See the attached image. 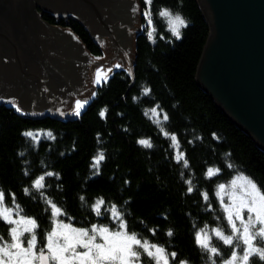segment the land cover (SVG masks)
I'll list each match as a JSON object with an SVG mask.
<instances>
[{"label":"trees","instance_id":"1","mask_svg":"<svg viewBox=\"0 0 264 264\" xmlns=\"http://www.w3.org/2000/svg\"><path fill=\"white\" fill-rule=\"evenodd\" d=\"M139 2L143 21L134 40V75L125 68L116 70L97 86L78 117H34L0 102V189L7 205H19L25 216L36 219L40 240L53 221L47 199L63 209L65 219L85 228L93 224L117 228L119 221L107 210L116 205L130 232L177 254L175 261L169 258L170 264H212V260L221 264L233 246L214 236L211 244L219 255L210 259L196 243V233L220 227L229 234L216 195L218 186L244 175L264 191V150L197 82V67L210 33L199 0H152L151 25L144 15L149 6L145 0ZM163 9L187 21L180 38L172 34L167 18L159 15ZM48 20L71 30L90 55L104 54L102 44L78 20ZM145 88L150 92L145 94ZM157 105L160 123L151 112ZM163 113L168 114L167 121ZM27 131L37 133L38 139L25 136ZM164 132L177 136L188 167L175 160L177 150ZM140 139H149L152 147L139 144ZM99 152L105 159L97 171L92 164ZM209 167L220 171L208 178ZM45 172L54 173L45 177L42 191L47 199L32 188ZM10 194L15 195V205ZM101 197L105 206L97 216L92 205ZM7 227L0 219V232L6 235ZM256 244L264 248L259 239ZM140 259L154 264L144 253ZM249 264H264V259L253 255Z\"/></svg>","mask_w":264,"mask_h":264},{"label":"water","instance_id":"2","mask_svg":"<svg viewBox=\"0 0 264 264\" xmlns=\"http://www.w3.org/2000/svg\"><path fill=\"white\" fill-rule=\"evenodd\" d=\"M67 1L52 0V3L63 12L70 5L66 4ZM132 1L135 12L129 22L131 41L122 45L104 35L102 56L90 55L69 30L88 55L86 62L83 61L85 75L80 89L62 94L45 83L43 77L55 72L56 66L60 65L58 59L62 52H55L60 42L57 41L59 36L55 35L66 31H57L60 27L46 21L40 20L39 24L37 19L42 13L35 9L32 0H0V102L12 104L23 114L34 117H78L74 114L75 102L87 101L82 113L101 84L95 83L98 69L103 74L111 68L108 79L122 68L134 75L132 59L135 35L141 29V6L139 0ZM199 2L210 33L197 67V82L218 107L264 150V0ZM47 11L49 9L45 7L42 10ZM96 11L99 15V10ZM53 12L52 15L62 18L57 13L60 11ZM74 17L101 42L95 36L92 22ZM68 44L74 48V43ZM74 51L71 49L72 55ZM116 64L121 67L115 68Z\"/></svg>","mask_w":264,"mask_h":264},{"label":"snow or ice","instance_id":"3","mask_svg":"<svg viewBox=\"0 0 264 264\" xmlns=\"http://www.w3.org/2000/svg\"><path fill=\"white\" fill-rule=\"evenodd\" d=\"M149 10L145 11L144 15L148 18L149 25L152 24L150 6L152 0H145ZM135 10V9H134ZM161 17H166L168 27L176 38H180L182 27L186 26L187 21L179 14H173L169 9H163L159 12ZM154 31H149L148 36L153 38ZM97 59H100L99 57ZM115 68H120V64H116ZM98 69L96 72L95 83H104L108 79V73ZM145 94L150 92V89H144ZM87 101L77 100L75 102L74 114L79 116ZM159 105L151 109L156 122L160 123L161 112L158 111ZM17 110H20L19 108ZM106 109L100 113L103 117L106 114ZM163 120L167 121L169 116L163 113ZM25 136L38 139L37 133L27 131ZM47 135L52 137V133ZM165 136H170L172 146L176 148L175 160L183 161L184 167H188V160L183 151L179 150V141L175 134L164 132ZM139 144L145 147H152L149 139H140ZM105 159L103 152H99L93 157L92 167L99 170L101 162ZM231 167V165H229ZM218 168L209 167L206 171V176L212 178L219 173ZM54 173L45 172L33 181L32 188L40 192L44 197L43 189L46 188L44 183L46 176H52ZM190 186L189 192L193 191L191 187L192 181H186ZM230 189L229 191H225ZM29 192V189H25ZM12 196L13 204L15 205V195ZM216 195L220 199V203L225 212V218L228 221V227L231 229V234H225L220 227L209 230L206 228L200 229L196 233V243L210 254V259L219 255V250L211 244L212 236L214 235L224 244L234 246L230 257L223 261V264H249L250 257L258 255L264 259V248L258 247L256 242H264V191L249 177L240 175L234 178L230 185L221 184L218 186ZM229 197V202L225 203L224 196ZM204 199H208L207 193H203ZM46 198V197H44ZM47 199V198H46ZM5 193L0 189V219H3L9 225H13L9 230L11 243L5 241L0 236V264H139L141 254H146L154 264H170V257L175 261L177 254L175 252L168 253L166 249L160 245L152 244L148 240L138 236L135 232L128 230L127 222L123 219V213L112 205L110 209L111 216L114 220L119 221L118 227L113 230L106 225L93 224L90 228H77L72 223H66L60 219L61 216H66L63 209L54 203L51 199H47L50 205L53 217L52 227L45 234L43 242L38 246L36 229L39 228L36 219L19 215L22 212L19 205L15 208H9L5 203ZM83 200V197H81ZM105 206L103 197L96 200L92 205L97 216L102 215V208ZM19 216V219L13 218V212ZM247 213V216H245ZM155 232V229L152 230ZM28 233L25 246L24 234ZM172 235V231L167 233ZM243 245V255L237 251ZM179 264H188L187 261H179ZM215 264V260H212Z\"/></svg>","mask_w":264,"mask_h":264},{"label":"flooded vegetation","instance_id":"4","mask_svg":"<svg viewBox=\"0 0 264 264\" xmlns=\"http://www.w3.org/2000/svg\"><path fill=\"white\" fill-rule=\"evenodd\" d=\"M34 2V7L37 11L42 13L40 17L37 19V22L40 24L41 21H46L51 25L58 26L60 29L57 28V31H62L64 29L65 34H56L55 36H59L58 42V51L55 52H62V55L59 54V66H56L55 72H50L45 74L43 77L45 83H48L49 86L58 90L61 93H65L66 91L74 90L76 88L80 89L82 79H84L85 73V62L87 53L83 50V48L79 45L78 41L70 34L69 29L61 27L57 23H51L48 20V17L53 18L56 22L60 20H69L70 17L68 15L82 17L92 22L94 24V31L95 36L101 41L100 43L103 44V36L108 35L110 39H114L120 42L122 45L126 42L131 41V29L129 22L132 19L135 6L132 0H67L66 4H70L67 8V11L59 10L55 5L52 3V0H32ZM89 1V2H88ZM49 9V12H42L43 8ZM94 8V9H93ZM99 10L97 15V11ZM53 11L57 12L59 15L62 16L56 17L52 15ZM57 15V14H55ZM72 17V18H73ZM75 18V17H74ZM73 18V19H74ZM68 43H74V48L70 46ZM60 45V46H59ZM75 50L74 54L72 55L71 49ZM72 55V56H71ZM48 60V58H46ZM55 62L54 60H50ZM83 61H85L83 63ZM51 63V64H52ZM59 86L61 88H59ZM38 87V86H36ZM35 88V87H34Z\"/></svg>","mask_w":264,"mask_h":264},{"label":"rangeland","instance_id":"5","mask_svg":"<svg viewBox=\"0 0 264 264\" xmlns=\"http://www.w3.org/2000/svg\"><path fill=\"white\" fill-rule=\"evenodd\" d=\"M141 6V5H140ZM140 21H141V24H140V28H142V21H143V16H142V13L140 14ZM237 176H240V175H237ZM236 176V177H237ZM244 176V175H243ZM235 177V178H236ZM224 185H230V183H228V184H224ZM230 189H226L225 191L227 192V191H229ZM224 201H225V203H228L229 202V197L227 196V195H225L224 196ZM4 203H5V201H4ZM6 204V203H5ZM7 205V204H6ZM9 208H15L14 206H9V205H7ZM19 215H23V216H25L22 212H20L19 213ZM245 216H247V213H245ZM25 217H27V216H25ZM13 218L14 219H19V216L16 214V212L14 211L13 212ZM30 218V217H29ZM60 219H62V220H64L66 223H68V222H70L71 223V221L70 220H68V219H65L64 218V216H61L60 217ZM1 220H3V219H1ZM4 221V220H3ZM5 222V221H4ZM8 224V223H7ZM74 225V224H73ZM98 225V224H97ZM13 225H9L8 224V227H7V233H6V235H4L3 233H1L0 232V236H2L3 237V239L5 240V241H8L9 243H11L12 241H11V237H10V235H9V230H10V228L12 227ZM75 226V225H74ZM107 226V225H106ZM52 227V226H51ZM75 227H77V228H85V227H79V226H75ZM110 229H113V230H115L116 228H111L110 226H108ZM88 228H90V227H88ZM51 229V228H50ZM209 230V233L211 234V232H210V230L211 229H208ZM226 234V233H225ZM229 234H231V229H230V232H229ZM37 235V234H36ZM214 237V235L212 236V238ZM27 238H29V234L28 233H25L24 234V237H23V239L25 240V246H27V244H26V241H27ZM37 240H38V246L40 245V243H42L43 242V240H40L39 238H38V236H37ZM212 241V240H211ZM234 247V246H233ZM242 249H243V245L241 244V246H240V248L239 249H237V251L240 253V255H243V251H242ZM231 255V254H230ZM230 255L225 259V260H227L229 257H230ZM224 261V260H223ZM223 261H222V263L221 264H223ZM139 264H143L142 263V261H141V259H140V261H139ZM238 264H239V262H238Z\"/></svg>","mask_w":264,"mask_h":264}]
</instances>
